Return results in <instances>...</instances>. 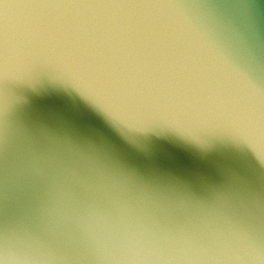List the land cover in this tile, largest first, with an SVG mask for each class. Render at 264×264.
Masks as SVG:
<instances>
[{
  "label": "clouds",
  "instance_id": "clouds-1",
  "mask_svg": "<svg viewBox=\"0 0 264 264\" xmlns=\"http://www.w3.org/2000/svg\"><path fill=\"white\" fill-rule=\"evenodd\" d=\"M258 0H0V264H264ZM74 92L146 148L225 143L250 167L193 187L25 116Z\"/></svg>",
  "mask_w": 264,
  "mask_h": 264
},
{
  "label": "water",
  "instance_id": "water-1",
  "mask_svg": "<svg viewBox=\"0 0 264 264\" xmlns=\"http://www.w3.org/2000/svg\"><path fill=\"white\" fill-rule=\"evenodd\" d=\"M256 20L264 35V0H258ZM25 116L30 121L91 141L149 174L193 187L250 167L245 153L225 143L202 151L177 136L165 134L152 136L143 148L77 94L55 85L29 93Z\"/></svg>",
  "mask_w": 264,
  "mask_h": 264
}]
</instances>
